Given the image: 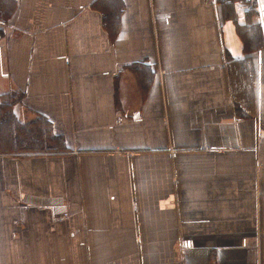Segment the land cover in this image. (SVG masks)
Instances as JSON below:
<instances>
[{
    "label": "crops",
    "instance_id": "1",
    "mask_svg": "<svg viewBox=\"0 0 264 264\" xmlns=\"http://www.w3.org/2000/svg\"><path fill=\"white\" fill-rule=\"evenodd\" d=\"M6 1L0 98L49 143L0 155V264H264L249 5Z\"/></svg>",
    "mask_w": 264,
    "mask_h": 264
},
{
    "label": "trees",
    "instance_id": "2",
    "mask_svg": "<svg viewBox=\"0 0 264 264\" xmlns=\"http://www.w3.org/2000/svg\"><path fill=\"white\" fill-rule=\"evenodd\" d=\"M256 1L257 0H229L224 4L239 5L248 3L247 5H249L250 7L249 13L251 15L254 8L257 13L256 8L258 6V1ZM8 9V1L0 0V18L2 17L1 19L6 20L9 12ZM258 16L259 15L257 14V19ZM239 32L242 37L244 52L246 54H248L250 51L264 48V32L259 23L256 22L255 24L247 25L245 28L239 29ZM1 98L2 103L0 104V142H2L3 145L1 146L0 144V154L20 153L19 151H21L25 147H29V145L32 143L39 144V146H45V144L49 143L47 135L48 132L45 128L41 127L42 130L37 131L35 127H31L28 125L24 126L17 120L14 114V107L17 99L19 98L18 96L12 94L9 96H1ZM5 144L13 147H21V149L6 152L3 147Z\"/></svg>",
    "mask_w": 264,
    "mask_h": 264
},
{
    "label": "rangeland",
    "instance_id": "3",
    "mask_svg": "<svg viewBox=\"0 0 264 264\" xmlns=\"http://www.w3.org/2000/svg\"><path fill=\"white\" fill-rule=\"evenodd\" d=\"M229 0H225L224 1V3H226V2H228ZM221 2V1H220ZM224 3H222V8H220V12H221V15H226L227 13H228V11H225V8L228 6V5H225ZM246 3V2H245ZM246 4H248V3H246ZM259 4V3H258ZM226 10H227V8H226ZM2 18V17H1ZM0 18V20H3V19H1ZM250 20H251V22H253L254 24H255V22H256V20H257V13H256V11H255V8H254V10L252 11V14L250 15V18H249ZM0 102H1V98H0ZM0 144H1V146L3 145L2 144V142H0ZM1 146H0V148H1ZM4 150L6 151V152H10L11 150H20L21 149V147H13V146H10V145H7V144H5L4 146ZM5 151H2V152H5ZM1 152V151H0ZM1 155V154H0ZM10 155H14V156H22L23 155V153H12V154H10Z\"/></svg>",
    "mask_w": 264,
    "mask_h": 264
},
{
    "label": "built area",
    "instance_id": "4",
    "mask_svg": "<svg viewBox=\"0 0 264 264\" xmlns=\"http://www.w3.org/2000/svg\"><path fill=\"white\" fill-rule=\"evenodd\" d=\"M259 5L264 6V0H259Z\"/></svg>",
    "mask_w": 264,
    "mask_h": 264
}]
</instances>
